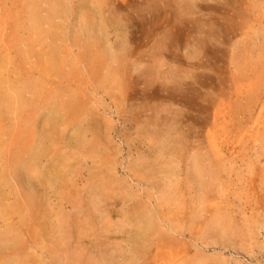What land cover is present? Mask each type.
Wrapping results in <instances>:
<instances>
[{
    "label": "rangeland",
    "instance_id": "rangeland-1",
    "mask_svg": "<svg viewBox=\"0 0 264 264\" xmlns=\"http://www.w3.org/2000/svg\"><path fill=\"white\" fill-rule=\"evenodd\" d=\"M0 264H264V0H0Z\"/></svg>",
    "mask_w": 264,
    "mask_h": 264
},
{
    "label": "bare ground",
    "instance_id": "bare-ground-1",
    "mask_svg": "<svg viewBox=\"0 0 264 264\" xmlns=\"http://www.w3.org/2000/svg\"><path fill=\"white\" fill-rule=\"evenodd\" d=\"M42 136L40 140V144L34 145V135L31 127H28L25 129V132H23L24 136H20L18 140V147H16L15 150H13L12 155V161H14V167L15 170H13V175L18 179H22L24 186L30 190V192H26L27 195L24 197V206L26 208L27 213H33L38 209H41L42 212L44 210V204H45V196H46V190L49 186V182L51 178H56L55 175L58 177V182L55 183L64 185L67 183L65 180H61L65 178L66 171L65 169L62 170L58 169L55 172H50V170L47 168V164H40L39 162L41 160L46 161L47 154H48V147L46 146V142L48 140L47 137V130L46 127L43 126L42 128ZM39 149V150H38ZM21 161V165L17 169L16 164ZM12 163V162H11ZM38 167V168H37ZM65 172V175H64ZM54 174V175H53ZM64 175V177H63ZM63 177V178H62ZM67 177V176H66ZM24 178V179H23ZM61 186V190L62 187ZM90 187V204L94 208H101V202L105 203L107 202L106 197L109 194V189L112 186L111 181L109 180V177H99L98 179H94L88 182V185ZM40 192V194L38 193ZM115 192V191H114ZM115 194V193H114ZM110 209V208H109ZM108 213V212H107ZM110 213V211H109ZM139 223L142 224L140 232L143 234V239L146 237L144 236L145 231L153 226V220L151 217H148L146 219V226L143 227V215H139ZM109 217L108 214L106 216ZM138 221V220H137ZM151 230V229H150ZM16 240L13 241V245Z\"/></svg>",
    "mask_w": 264,
    "mask_h": 264
}]
</instances>
